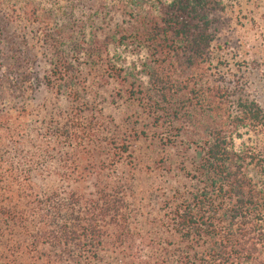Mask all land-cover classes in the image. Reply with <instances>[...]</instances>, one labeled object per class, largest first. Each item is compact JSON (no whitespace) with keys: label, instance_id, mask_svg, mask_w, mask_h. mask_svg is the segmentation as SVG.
Returning <instances> with one entry per match:
<instances>
[{"label":"trees","instance_id":"1","mask_svg":"<svg viewBox=\"0 0 264 264\" xmlns=\"http://www.w3.org/2000/svg\"><path fill=\"white\" fill-rule=\"evenodd\" d=\"M76 1L10 9L26 23L44 16L38 41L53 47L46 84L69 109L28 131L23 117L33 84L21 70L8 86L10 97L25 96V105L0 109V264H264V183L234 143L263 113L209 71V30L225 0H115L122 19L105 39L144 55L139 73L101 61L102 78L120 86L112 97L136 106L129 129L84 116L93 105L80 49L59 43L66 30L74 34ZM65 21L69 27L59 25ZM52 23L50 35L45 29ZM96 45L86 50L89 59ZM7 50L21 68L24 53L14 42ZM140 137H155L163 147L183 138L193 150L189 167L182 165L188 183L164 194L154 211L133 192L131 140ZM35 176L55 184L39 185Z\"/></svg>","mask_w":264,"mask_h":264},{"label":"rangeland","instance_id":"2","mask_svg":"<svg viewBox=\"0 0 264 264\" xmlns=\"http://www.w3.org/2000/svg\"><path fill=\"white\" fill-rule=\"evenodd\" d=\"M25 3H32L38 11L48 5L47 0H0V19L4 20H0L3 27L0 33V109L3 108L2 103L24 107L25 96L17 93L10 97L8 89L15 76L24 70L27 81L30 79L33 84V91L25 100L27 105L23 117L29 131L36 129L41 119H48L57 111H67L69 106L65 97L46 84L53 47L50 40L46 44L38 41L44 16L40 15L38 21L33 23L13 18L15 13L10 9L13 6L23 7ZM76 4L75 24L72 28L74 34L67 35L70 30H66L59 38V43H63L65 49H68L70 43H75L80 49L75 53H78L83 83L88 91L86 99L93 105L84 116L89 119L101 115V121L112 119L116 124L129 129L131 126L126 121L127 116L136 112V106L117 96L112 97V93L120 86L111 79L106 83V78H102L104 65L101 61L107 63L108 59H112L123 66L124 70L130 71L135 67L134 71L139 73L144 55L130 45V48H124L125 44L116 48L112 40L105 39L114 31L116 22L122 19L115 0H78ZM59 25L69 27L66 21ZM56 27L52 23L45 31L51 35V29ZM209 31L212 35L209 60L211 78L233 91L241 92L244 99L255 101L262 110L263 115L257 122L239 130L234 143L236 148L247 151L252 158V176L264 183V0H225V9L214 14ZM12 42L24 53L21 68L13 66L15 57L7 50ZM94 43H97L93 49L96 53L89 59L86 53ZM67 53L76 58L73 50ZM152 131L155 135L162 132L160 129ZM131 141V152L137 161L133 177L135 199L148 206L146 211H154L164 194L170 195L176 187L188 183L184 166L189 167L193 150L183 138L178 140L176 147H163L155 137L133 138ZM180 151L186 152L183 158L179 156ZM35 182L53 186L55 179L52 177L43 182L35 176ZM85 185L86 189L91 188L90 181Z\"/></svg>","mask_w":264,"mask_h":264}]
</instances>
